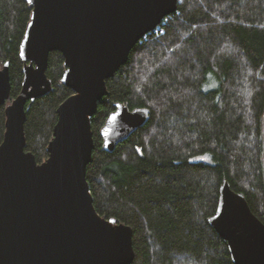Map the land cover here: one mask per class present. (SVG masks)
I'll return each instance as SVG.
<instances>
[{"label": "trees", "instance_id": "trees-1", "mask_svg": "<svg viewBox=\"0 0 264 264\" xmlns=\"http://www.w3.org/2000/svg\"><path fill=\"white\" fill-rule=\"evenodd\" d=\"M28 0H0V67L15 99L24 79L20 45ZM131 51L107 81L92 118L87 181L98 213L134 231L132 264H234L209 219L227 181L264 223V0H179L176 13ZM62 53L50 54L52 91L28 104L26 150L38 163L73 91ZM117 103L147 108L149 122L114 152L100 135ZM0 107V144L6 130Z\"/></svg>", "mask_w": 264, "mask_h": 264}, {"label": "water", "instance_id": "water-1", "mask_svg": "<svg viewBox=\"0 0 264 264\" xmlns=\"http://www.w3.org/2000/svg\"><path fill=\"white\" fill-rule=\"evenodd\" d=\"M31 21L20 45L24 79L11 98L9 62L0 67V264H132L131 226L95 208L87 168L95 149L92 118L108 95L107 81L135 46L178 10L179 0H28ZM64 56L61 82L73 94L57 109L46 161L26 150L28 104L48 95L50 54ZM100 131L112 153L150 120L147 108L117 103ZM234 264H264V223L225 181L209 219Z\"/></svg>", "mask_w": 264, "mask_h": 264}, {"label": "rangeland", "instance_id": "rangeland-1", "mask_svg": "<svg viewBox=\"0 0 264 264\" xmlns=\"http://www.w3.org/2000/svg\"><path fill=\"white\" fill-rule=\"evenodd\" d=\"M11 102H12V101H11ZM11 102L8 101L6 105L11 104Z\"/></svg>", "mask_w": 264, "mask_h": 264}, {"label": "built area", "instance_id": "built-area-1", "mask_svg": "<svg viewBox=\"0 0 264 264\" xmlns=\"http://www.w3.org/2000/svg\"><path fill=\"white\" fill-rule=\"evenodd\" d=\"M159 30V28H157L155 31H158Z\"/></svg>", "mask_w": 264, "mask_h": 264}]
</instances>
